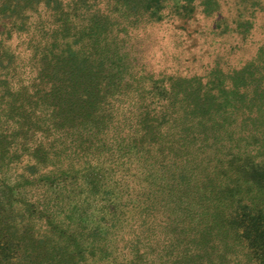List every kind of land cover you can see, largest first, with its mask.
Instances as JSON below:
<instances>
[{"label":"rangeland","instance_id":"374dc122","mask_svg":"<svg viewBox=\"0 0 264 264\" xmlns=\"http://www.w3.org/2000/svg\"><path fill=\"white\" fill-rule=\"evenodd\" d=\"M5 7L0 174L14 181L26 165L44 160L45 145L53 157L54 129L111 109L120 125L139 107L147 127L175 126L188 141L187 175L207 173L213 154L232 182L239 212L264 210V0H0V11ZM60 154L71 166L70 151ZM78 204L85 219L98 202L81 194ZM175 229L159 231L146 261L258 262L241 242L227 251L213 234L190 248L175 241ZM21 263L49 264L30 257Z\"/></svg>","mask_w":264,"mask_h":264},{"label":"trees","instance_id":"16d2710c","mask_svg":"<svg viewBox=\"0 0 264 264\" xmlns=\"http://www.w3.org/2000/svg\"><path fill=\"white\" fill-rule=\"evenodd\" d=\"M139 112L120 125L111 109L54 129L53 157L45 145L44 160L26 165L14 181L0 174V264L29 257L49 264H155L145 260V251L171 227L175 241L190 248L214 234L225 250L241 242L264 264V210L255 216L247 207L239 212L232 182L213 154L207 173L187 175L193 155L183 134L175 126L151 129ZM66 151L71 166L62 161ZM248 181L258 186L262 180ZM81 194L98 202L91 218L77 215ZM21 249L25 257H19Z\"/></svg>","mask_w":264,"mask_h":264}]
</instances>
